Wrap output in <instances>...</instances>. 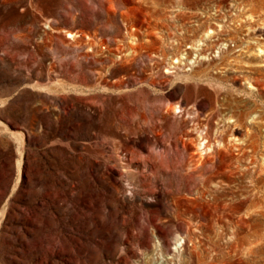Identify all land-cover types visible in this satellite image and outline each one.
<instances>
[{"label": "rangeland", "instance_id": "374dc122", "mask_svg": "<svg viewBox=\"0 0 264 264\" xmlns=\"http://www.w3.org/2000/svg\"><path fill=\"white\" fill-rule=\"evenodd\" d=\"M257 42L264 0H0V264H264Z\"/></svg>", "mask_w": 264, "mask_h": 264}, {"label": "bare ground", "instance_id": "6f19581e", "mask_svg": "<svg viewBox=\"0 0 264 264\" xmlns=\"http://www.w3.org/2000/svg\"><path fill=\"white\" fill-rule=\"evenodd\" d=\"M249 16H250L249 19H246V20H240V21H244V23H247V25L253 23V22L255 21V19L253 18V15L250 14ZM247 18H248V17H247ZM237 23H238V22H237ZM239 26H244V25H243L242 23H240ZM239 28H240V27H239ZM250 28H251V27H250ZM248 29H249V28H248ZM249 30H250V29H249ZM249 30H248V31H249ZM255 30H256V29H255ZM250 31H251V30H250ZM255 32H256V31H255ZM251 33H253V31H252ZM253 34H254V33H253ZM260 35H261V34H260ZM246 43H247V41H246ZM202 44H203V42L199 41L198 45L200 46V45H202ZM256 44H257L256 46L258 47L259 51H260V52H263L262 55H261V57L264 58V50H263L264 48H261V46L258 44V42H257ZM261 44H262V42H261ZM225 45H226V44H225ZM225 45H221V46H223V47L220 46V47L218 48V49H220V53H221L222 50H224V49L226 48ZM262 45H263V44H262ZM259 46H260V47H259ZM250 47H251L250 42H248L246 45H244V46L242 47V49H243V48H246V51H247ZM257 47H255V48H257ZM254 52H255V51H254ZM222 53H223V51H222ZM257 53H259V52H256L255 54H257ZM251 54H252V53H251ZM259 54H260V53H259ZM224 55H225V54H222L221 57H220V59H222V57H223ZM257 55H258V54H257ZM257 55H256V56H257ZM218 56H220V54H219ZM245 58H246V57H245ZM258 59H259V58H258ZM248 60H249V58H248ZM248 60H247V61H248ZM261 60H263V59H261ZM251 61H252V60H251ZM257 61H258V60H257ZM248 62H249V61H248ZM254 62H255V61H254ZM255 63H256V62H255ZM247 64H249V63H247ZM252 65H253V64H252ZM260 65H261V64H260ZM257 66H258V65H257ZM246 67H247L248 71H255V69H258L259 66H258V67H255V66L253 67V66L248 65V66H246ZM246 67L243 66V69L245 70ZM260 67H261V66H260ZM262 69H263V68H262ZM204 70H205V69H203V71H204ZM260 70H261V69H260ZM205 72H206V71H205ZM260 72H261V71H260ZM251 73H252V72H251ZM249 75H250V74H249ZM262 76H263V75H262ZM250 80H251V81H252V80H253V81H256V82H258V83L260 84V82H259V81H260L259 78H255V77H252V76H251V77H249V79H248L247 81L250 82ZM249 82H248V83H249ZM263 84H264V83H263ZM250 85H251V84H250ZM255 85H256V84H255ZM255 85H254V86H255ZM257 85H258V84H257ZM258 92H259V91H258ZM256 93H257V92H256ZM257 94H258V93H257ZM254 95H256V94H254Z\"/></svg>", "mask_w": 264, "mask_h": 264}]
</instances>
